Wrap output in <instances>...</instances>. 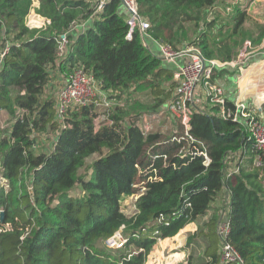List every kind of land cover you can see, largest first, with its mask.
<instances>
[{
	"label": "trees",
	"instance_id": "trees-1",
	"mask_svg": "<svg viewBox=\"0 0 264 264\" xmlns=\"http://www.w3.org/2000/svg\"><path fill=\"white\" fill-rule=\"evenodd\" d=\"M36 1L38 8L33 7ZM99 1L0 0V52L9 48L0 71V112L15 121L0 139V174L7 183L0 187V214H5L0 264H146L159 241L207 218L225 188L230 191L228 242L243 264H264V162L255 166L252 142L237 123L219 115L220 107L191 120V134L205 144L209 167L203 157L181 159V145L159 146L165 139L160 134L145 135L141 107L116 106L109 112L95 104L102 103V96L68 111L61 128L55 99L45 96L56 69L59 76L84 69L109 99L130 100L135 91L149 90L155 111L176 87L174 70L145 47L140 33L127 38L129 26L118 0L107 4L85 33H69L94 13ZM137 1L156 42L174 49L195 46L207 61H236L248 42L256 49L264 41V25L242 4L222 25L217 23L218 0ZM32 9L51 20L48 27L27 26ZM63 34L73 43L58 66L57 39ZM227 71L215 68L211 80ZM102 115L106 118L97 123ZM56 131L55 151L38 153L37 137ZM159 147L161 157L152 163L150 155H157ZM244 147L239 172L225 177L228 154ZM89 168L90 175L83 174ZM149 177L158 180L144 185L136 214L126 215L122 198L140 193L142 187L134 186ZM216 210L205 224L208 233L199 230L190 237L202 264H221ZM121 228L127 243L118 251L107 249L104 241ZM194 257L195 252L187 264H196Z\"/></svg>",
	"mask_w": 264,
	"mask_h": 264
},
{
	"label": "built area",
	"instance_id": "built-area-1",
	"mask_svg": "<svg viewBox=\"0 0 264 264\" xmlns=\"http://www.w3.org/2000/svg\"><path fill=\"white\" fill-rule=\"evenodd\" d=\"M113 0H100L94 13L87 19L80 23H77L69 33L75 34L77 37L79 34L85 33L98 18L104 7ZM121 5L122 14L125 17L127 25L129 26L128 39H131L135 32H139L145 47L152 52L157 58L163 61L164 64L171 66L174 70L173 80L176 83V87L172 93V96L166 103L160 107L156 112L152 114L141 113V128L145 135L152 134L151 126H148L149 118L157 119L161 116H172L177 119L178 127L173 130L171 136L166 140H162L159 146L176 143L181 145L178 152V156L181 159L190 157L191 159L196 156L203 157V165L209 167L211 159L207 153V149L204 143L197 140L191 134V120L194 114L209 115L211 114L213 107H220L219 115L225 119L230 120L233 123H237L243 130V133L247 135L249 141L252 142V148L256 152L254 157V164L256 167L262 166L264 162V111L259 109L257 113L247 106L244 101H236L232 103V107H227V98L225 89L221 84L213 82L212 76L215 68L223 67H236L239 62H244L248 59L247 52L240 54L237 62L222 63L217 60L207 61L201 51L195 46H185L181 49H174L170 45L159 44L149 34L151 27L150 23L143 19L138 12L137 0H118ZM34 8L39 7V2H34ZM40 21V25H35L33 22ZM27 26L30 29H45L51 23L48 18L41 17L35 9H32L26 20ZM58 43V66L63 59L67 56L70 44L73 43L68 38L67 34H63L57 39ZM154 47H157L155 52ZM9 51V48H5L3 52H0V71L4 65V60ZM50 84V83H49ZM58 90L56 96H54L56 102V116L61 128H64V117L68 111L77 109L80 107L88 106L94 102L97 96H102V103L96 102V106H102L105 110L111 112L116 106H124L118 103H112L111 99L107 95H104L99 88V83L92 74L85 72L84 69H74L67 75L60 74V83L58 84ZM101 100V99H100ZM115 100V99H114ZM106 118L102 115L97 123L103 121ZM16 120V118H15ZM15 121L12 122V125ZM140 124V121H139ZM47 135V134H43ZM59 131L49 133L51 137V146L46 153H52L55 151L57 138ZM37 146V145H36ZM160 147L157 148V155H150V160L154 163L160 156ZM247 152L246 148H242L241 151L234 154H228L225 159L226 169L225 177H229L232 174L239 172V162H242L244 153ZM235 158V159H234ZM234 159V160H233ZM166 162L167 157L164 156ZM233 160V161H232ZM232 166V167H231ZM157 174L156 171H154ZM158 180V177H149L146 181L135 185V188H141L140 193L131 195L134 201V213L136 214V202L146 190L144 185L147 182ZM30 189V188H29ZM230 191L226 188L223 192V198L219 210L218 221L216 225V233L220 240V261L221 264L238 263L243 264V260L233 246L228 242V236L230 233ZM119 230L112 237L104 241V245L107 249L112 251L121 250L127 243V238L122 231Z\"/></svg>",
	"mask_w": 264,
	"mask_h": 264
},
{
	"label": "rangeland",
	"instance_id": "rangeland-1",
	"mask_svg": "<svg viewBox=\"0 0 264 264\" xmlns=\"http://www.w3.org/2000/svg\"><path fill=\"white\" fill-rule=\"evenodd\" d=\"M218 4H219L217 6L218 12L220 13V17L217 19L218 24L224 25L225 23H228L231 20L232 15L234 14V7L237 4L239 5L242 4L241 6L246 8V12L252 18H254L253 14L257 15V12H255V8L251 9L252 3L249 0H218ZM209 17L213 18L212 16H209ZM262 21H264V19H262ZM248 25L251 26V22H248ZM263 50H264L263 44L257 47L256 49H250V42H248L243 47L240 54L243 52H247L249 56L248 58H252L251 57L252 52L255 54L258 52H263ZM55 74H56L55 72L52 74L50 84L48 83L46 87V93H45V96H51L52 98L56 96V92L59 87L58 84L60 83V78H59L60 76L57 77L55 76ZM111 100H112L111 101L112 103H118V104L124 105L126 109H130L132 107H141L142 109L140 110V112L142 113L152 114L156 112L154 109L156 100L154 99V97L152 96L149 90H144L142 92L135 91L132 94V97L130 98V100H128V98H126L125 96H123L122 99L120 100H116V99L115 100L111 99ZM136 102L137 104H135ZM12 120L13 118H11L6 111L0 112V139L5 135V131L9 130L12 127V122L14 121ZM148 122H149L148 126H151L152 128L151 132L160 134L162 138H165L163 140H166L167 138H169L173 130H175V128L178 127L177 119H175L172 116H167V115L161 116L157 119H154V117L149 118ZM140 126H141V118H140ZM43 134L44 133L40 134V136L37 137V146L35 147V149L38 153L48 151V148L51 146V137L49 136V134L47 135H43ZM95 159H97V155L91 157L88 160V165L91 166V163ZM0 168H1V155H0ZM83 174L89 176L90 168L89 170L84 171ZM3 185L6 186L7 183L5 180L2 179L1 174H0V187ZM72 193L74 195H77L79 191L76 188L74 189V192ZM222 198H223V194L219 196V198L215 201L214 205L212 206V211H211L212 217L216 213L217 207L220 208ZM134 201L135 199H133L130 196H125L122 198L123 209L126 214L132 215L134 213ZM203 228L206 229L205 227ZM178 241H180V238H177V236L176 238H171L168 241H165V242L163 241L162 246L164 247L168 246V248L166 249L167 250L166 253L163 252V254H161L160 252L161 248L156 247L157 246L156 245L154 249L152 250L151 254L149 255L148 261L146 264H186L189 261L190 256L193 254V252H195V257H194L195 263L202 264L201 262H203V258L199 256V252L197 248H194L193 252L189 256L185 255L184 257L183 254H179L173 257V254L180 253V251L175 250L177 248L176 245L178 244Z\"/></svg>",
	"mask_w": 264,
	"mask_h": 264
},
{
	"label": "crops",
	"instance_id": "crops-1",
	"mask_svg": "<svg viewBox=\"0 0 264 264\" xmlns=\"http://www.w3.org/2000/svg\"><path fill=\"white\" fill-rule=\"evenodd\" d=\"M252 8H255V12H257V15L253 14L255 20L259 24L264 25V21H262V19H264V0H254L251 5V9ZM154 50L157 52V47H154ZM253 54L254 53L252 52V58H248L244 62H239L236 67H226L228 70L227 73L215 82L221 84L225 89L226 98L229 102L234 103L238 100L244 101L249 108L256 110L257 113L260 114V112H258L259 109H263L264 111V50L263 52ZM237 61L238 59L232 62ZM166 67L172 68L168 65H166ZM54 72L57 74H55V76L58 77L57 69L54 70ZM211 219L212 216L210 211L207 218L197 220L183 229L179 235H177V238H180V241H178V244L176 245L177 248L175 249L180 251V253L173 254V257L179 254H183L184 257L185 255L189 256L195 247L193 243H190V237L199 230L206 231L203 227H205L206 222L208 224ZM208 231L207 226V233ZM168 240L170 239H165L163 241L165 242ZM163 241H159L156 246L161 248V254H163V252L166 253V249L168 248V246H162ZM200 250L202 251V249Z\"/></svg>",
	"mask_w": 264,
	"mask_h": 264
},
{
	"label": "water",
	"instance_id": "water-1",
	"mask_svg": "<svg viewBox=\"0 0 264 264\" xmlns=\"http://www.w3.org/2000/svg\"><path fill=\"white\" fill-rule=\"evenodd\" d=\"M4 218H5L4 212H1V214H0V221L3 222L4 221Z\"/></svg>",
	"mask_w": 264,
	"mask_h": 264
}]
</instances>
